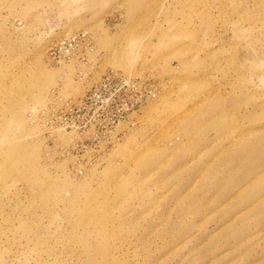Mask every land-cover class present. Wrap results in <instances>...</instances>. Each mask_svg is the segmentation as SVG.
I'll return each mask as SVG.
<instances>
[{
  "label": "rangeland",
  "instance_id": "rangeland-1",
  "mask_svg": "<svg viewBox=\"0 0 264 264\" xmlns=\"http://www.w3.org/2000/svg\"><path fill=\"white\" fill-rule=\"evenodd\" d=\"M0 264H264V0H0Z\"/></svg>",
  "mask_w": 264,
  "mask_h": 264
},
{
  "label": "built area",
  "instance_id": "built-area-1",
  "mask_svg": "<svg viewBox=\"0 0 264 264\" xmlns=\"http://www.w3.org/2000/svg\"><path fill=\"white\" fill-rule=\"evenodd\" d=\"M73 39H68L63 45V51L65 54H70L73 49ZM132 81L127 77L120 75H104L102 78L97 80L91 86V89L84 95L83 102L91 103V101L99 102L102 109L109 106L110 101H114L121 94L124 97L120 107L114 114L116 120H119V116L126 114V111L132 109L134 105L141 101L142 94L140 98L128 99L125 98L132 92ZM123 91V92H122ZM128 91V92H127ZM131 98V95H130ZM146 98V97H145ZM106 99V100H105ZM110 100V101H109Z\"/></svg>",
  "mask_w": 264,
  "mask_h": 264
}]
</instances>
